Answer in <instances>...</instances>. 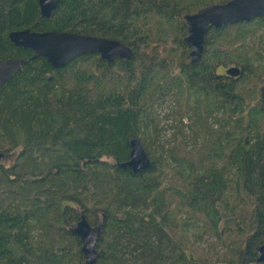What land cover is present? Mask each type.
Segmentation results:
<instances>
[{"label":"trees","instance_id":"obj_1","mask_svg":"<svg viewBox=\"0 0 264 264\" xmlns=\"http://www.w3.org/2000/svg\"><path fill=\"white\" fill-rule=\"evenodd\" d=\"M225 1L59 0L42 17L37 0H0V58L26 60L0 86V152L15 154L0 162V264H84L70 231L81 214L103 219L95 264L256 261L264 15L210 27L199 62L183 41L184 14ZM25 28L115 39L132 54L55 68L10 42ZM231 64L236 77L220 70ZM132 137L150 159L137 172L118 165Z\"/></svg>","mask_w":264,"mask_h":264},{"label":"water","instance_id":"obj_2","mask_svg":"<svg viewBox=\"0 0 264 264\" xmlns=\"http://www.w3.org/2000/svg\"><path fill=\"white\" fill-rule=\"evenodd\" d=\"M42 17H49L59 0H37ZM264 15V0H227L199 8L195 13L184 14L182 22L186 27L183 41L190 47L191 62H199L205 50V35L210 27L219 28L224 24L247 21ZM10 42L32 52L31 58L43 56L46 62L55 68L63 67L70 60L85 53H98L104 61L118 57L126 60L131 57V49L118 40L102 36L85 35L70 31H34L25 29L12 30L8 33ZM26 60L22 58H0V86L12 79ZM240 73L238 66L226 68L225 74L236 77ZM129 159L119 163L133 172L145 169L150 159L137 137L129 139ZM102 218L90 224L84 214L80 215L70 231L79 238L80 250L84 255V264H95L98 256L96 245L101 236ZM257 262L264 261V243L257 249Z\"/></svg>","mask_w":264,"mask_h":264},{"label":"rangeland","instance_id":"obj_3","mask_svg":"<svg viewBox=\"0 0 264 264\" xmlns=\"http://www.w3.org/2000/svg\"><path fill=\"white\" fill-rule=\"evenodd\" d=\"M232 65H234V64H231L230 66H232ZM226 66L229 67L228 65H226ZM226 66L221 68L220 70L223 71L225 68H227ZM169 105H170L169 100L164 99L161 104L156 105L157 107L154 108L155 116H157V119L160 122L159 125L164 128V131L162 132V134L160 136L161 141L168 139L169 135L172 132L171 127L167 126V124H169L171 122V118L164 116V114L167 111H169ZM186 121L187 120L184 119L185 123H186ZM14 155H15L14 153H8V154L4 155L2 152H0V162L3 164H9L13 161ZM259 192H260V194H259V200H258V203L256 206V212H257V215L259 217V227L264 231V184L260 187ZM250 264H264V261H261V262L255 261V262L250 263Z\"/></svg>","mask_w":264,"mask_h":264}]
</instances>
